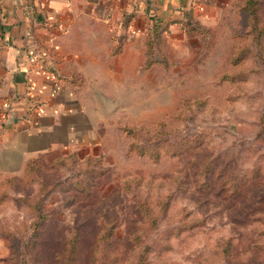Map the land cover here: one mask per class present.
Segmentation results:
<instances>
[{"label":"rangeland","instance_id":"rangeland-1","mask_svg":"<svg viewBox=\"0 0 264 264\" xmlns=\"http://www.w3.org/2000/svg\"><path fill=\"white\" fill-rule=\"evenodd\" d=\"M259 2L264 18V0ZM235 24L231 10L224 19V32L201 35L206 50L196 55L198 64L156 65L154 75L150 73L151 79L156 77L155 93H107L101 151L105 171L87 196L76 192L65 197L61 191L48 196L50 221L36 243L42 264H53L52 256L74 228L79 238L76 264H103L108 251L119 255L122 264L131 260L128 239L140 223L136 197L149 203L152 214L159 213L167 201L159 219L161 228H172L174 233L183 225L198 223L169 238L167 264H264V179H250L233 199L229 196L235 190L225 183L226 178L239 180L264 169V66L250 61V76L242 84L217 82L234 44ZM154 47L153 56L162 60L163 51ZM150 123L153 137H161L162 129L170 141L185 138L193 146L175 155L165 147L158 158L129 152L127 145L141 140L142 132L136 127ZM124 129L134 130V138ZM209 163L224 173L212 169L205 182L202 167ZM131 177L140 178V184L127 185ZM27 218L26 210L13 200L0 208V264L28 263L30 253L21 248L23 237L18 236V243L7 237L17 221ZM103 222L114 224L107 242ZM156 238L153 233L149 241ZM225 249L227 255L214 253ZM149 264L155 262L150 259Z\"/></svg>","mask_w":264,"mask_h":264},{"label":"crops","instance_id":"crops-1","mask_svg":"<svg viewBox=\"0 0 264 264\" xmlns=\"http://www.w3.org/2000/svg\"><path fill=\"white\" fill-rule=\"evenodd\" d=\"M232 2L0 0V181L30 159L101 156L107 93H155L156 65L198 64ZM152 27L166 59L144 68Z\"/></svg>","mask_w":264,"mask_h":264},{"label":"trees","instance_id":"trees-1","mask_svg":"<svg viewBox=\"0 0 264 264\" xmlns=\"http://www.w3.org/2000/svg\"><path fill=\"white\" fill-rule=\"evenodd\" d=\"M259 3V0H233L231 3V10L236 16V24L232 33L234 44L227 53L225 69L217 75L219 84L233 86V84L237 85L246 82L250 76L251 68L248 67L250 61H256L260 67L264 66V18L260 14ZM154 45H157L163 51V57L166 59L164 50L161 47L163 46L162 33L152 27L147 39L144 68H148L155 61L163 62V58L162 60H157L153 56ZM165 66L167 65L165 64ZM176 110L180 112L179 108ZM153 126L150 123L147 124V127L143 124H139L136 127L138 128L137 130L142 132L141 140L130 142L127 145L129 152H135L141 156L149 154L158 158V155L165 152V147L168 150L167 152L175 155L193 146V143L185 138H181L179 141H170L164 137L166 133L162 129L159 130L161 137H153L152 134L155 133V130L151 129ZM142 128L146 130H142ZM124 132L131 138L134 136V130L132 129H124ZM162 148L163 152H161ZM202 161L203 157L199 166L202 165ZM210 166L211 164L209 163V165H203L202 167V179L205 182L208 180L212 169L219 170L220 172L217 173L219 175L224 173L223 168ZM62 170H66L67 173L64 174ZM104 171L105 168L102 165L101 156L89 155L81 159L77 154L73 153L56 157L46 164L37 159L27 160L19 175H7L0 181V208L2 209L5 204L13 200V202L22 206L30 216L29 219L17 221L11 230V235L7 236L16 243L19 242L18 236L23 237L22 252L25 254L30 253L28 255V263L25 264H42L39 261L40 255L36 248V243L39 235L43 232L44 226L50 221L51 213L45 206L48 196L53 191H61V193L65 194V197H73L76 192L87 196L92 193L91 187L103 175ZM251 174L244 178L241 177L239 180L235 178L225 179L226 184L229 183L233 186L232 192L235 190V193L229 196L230 199L236 198L237 194H241L242 186L248 184L250 179H264L263 168L262 171ZM140 182L141 179L138 177L126 179L127 185L133 183L139 185ZM134 202L140 214V223L131 230L132 233L128 241L132 248V259L126 263L124 262V264H149L150 259L155 264H167L165 254L171 249L169 238L173 234L177 235L183 229L198 225V223L194 225L188 223L179 227L173 233L172 230L174 229L172 228L159 227V219L165 213L167 201H165L164 204L166 205L162 207L159 213L154 212L153 214L151 206L145 199L136 197ZM103 226H107L108 229V239L105 240L107 242L112 236L111 232L114 224L103 222ZM73 230L74 232L71 235L62 240L63 248L56 250L52 256L53 264H76L75 257L77 256L79 238L78 230L75 228ZM153 233L157 235V238L150 242L149 238ZM217 252L227 255L228 249L223 252L222 250L215 251L214 253L218 254ZM119 257V255L108 251L106 255H103V264H122Z\"/></svg>","mask_w":264,"mask_h":264}]
</instances>
